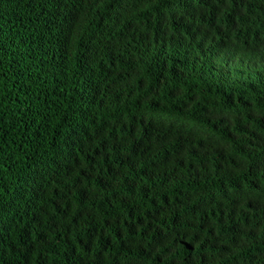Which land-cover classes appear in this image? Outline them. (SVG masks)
<instances>
[{
	"label": "trees",
	"instance_id": "obj_1",
	"mask_svg": "<svg viewBox=\"0 0 264 264\" xmlns=\"http://www.w3.org/2000/svg\"><path fill=\"white\" fill-rule=\"evenodd\" d=\"M0 264H264V0H0Z\"/></svg>",
	"mask_w": 264,
	"mask_h": 264
}]
</instances>
